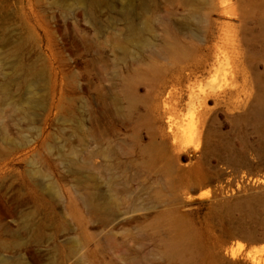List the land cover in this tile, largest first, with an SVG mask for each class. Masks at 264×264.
<instances>
[{
    "label": "rangeland",
    "instance_id": "1",
    "mask_svg": "<svg viewBox=\"0 0 264 264\" xmlns=\"http://www.w3.org/2000/svg\"><path fill=\"white\" fill-rule=\"evenodd\" d=\"M263 175L264 0H0V264H264Z\"/></svg>",
    "mask_w": 264,
    "mask_h": 264
},
{
    "label": "bare ground",
    "instance_id": "2",
    "mask_svg": "<svg viewBox=\"0 0 264 264\" xmlns=\"http://www.w3.org/2000/svg\"><path fill=\"white\" fill-rule=\"evenodd\" d=\"M97 1L98 0H93L94 3H96ZM121 15H122V17L125 20L128 33L130 35L131 34H133V35L136 34L135 29L133 28V22H132V19H131L130 11L126 10ZM204 121H205V118L197 117V118H195V120L192 121V124L190 126V129H189L190 133L195 134V137H196L195 147H199V145H200V136H201V133H202V129L201 128L203 126ZM257 180L258 181H263L264 180V175H263V179L257 178ZM87 202L92 204L93 198L92 197H88ZM2 214H3V216H0V227L10 228L11 227V221L14 219L12 213L8 212V211H3ZM6 217H9L10 221L7 220ZM260 246H261V248L263 247V249H264V244H260ZM239 247H240V245L238 246V248ZM254 252L256 253V251H254ZM236 254H237V249L236 248H230V251H229L230 257L233 258V257L236 256Z\"/></svg>",
    "mask_w": 264,
    "mask_h": 264
},
{
    "label": "water",
    "instance_id": "3",
    "mask_svg": "<svg viewBox=\"0 0 264 264\" xmlns=\"http://www.w3.org/2000/svg\"><path fill=\"white\" fill-rule=\"evenodd\" d=\"M256 161L249 159V164H254ZM218 175L223 181L226 180L228 172L226 169H219ZM253 177L258 176L257 172L252 173ZM251 197H262L264 198V184L258 185H247L245 189L237 190L235 193L227 194L224 192L222 196H217L218 200L222 203L226 202H237L240 200L248 199ZM258 241H264V233L261 237L257 239Z\"/></svg>",
    "mask_w": 264,
    "mask_h": 264
}]
</instances>
